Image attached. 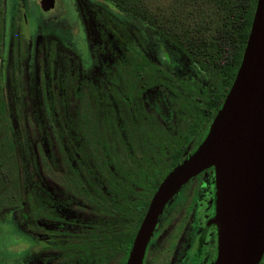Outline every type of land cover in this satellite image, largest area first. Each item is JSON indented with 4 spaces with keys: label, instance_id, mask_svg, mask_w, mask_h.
I'll use <instances>...</instances> for the list:
<instances>
[{
    "label": "flooded vegetation",
    "instance_id": "af4514ba",
    "mask_svg": "<svg viewBox=\"0 0 264 264\" xmlns=\"http://www.w3.org/2000/svg\"><path fill=\"white\" fill-rule=\"evenodd\" d=\"M66 2L1 0L0 154L11 167L0 186L16 196L0 203V225L22 238L13 264H96L100 238L119 227L102 264H124L152 193L202 140L233 77L227 86L228 66L136 17ZM217 242L210 164L163 203L140 264H212Z\"/></svg>",
    "mask_w": 264,
    "mask_h": 264
},
{
    "label": "water",
    "instance_id": "95a60500",
    "mask_svg": "<svg viewBox=\"0 0 264 264\" xmlns=\"http://www.w3.org/2000/svg\"><path fill=\"white\" fill-rule=\"evenodd\" d=\"M210 164L215 166L218 224L212 264H256L264 245V0H255L236 71L204 137L152 193L124 264H140L163 203Z\"/></svg>",
    "mask_w": 264,
    "mask_h": 264
},
{
    "label": "trees",
    "instance_id": "16d2710c",
    "mask_svg": "<svg viewBox=\"0 0 264 264\" xmlns=\"http://www.w3.org/2000/svg\"><path fill=\"white\" fill-rule=\"evenodd\" d=\"M96 1L115 9L112 15L138 18L150 28H158L160 37L173 41L196 59L206 55L207 61L215 66H228L230 74L227 86L240 60L255 4V0H167L165 4L158 5V11L154 12L149 10L150 5L144 0ZM5 154H0V169L9 171L11 165ZM11 193L16 196V186H0V203L8 199ZM117 228L100 238V246L96 247L95 253L96 264H102L111 257L114 240H118L120 234Z\"/></svg>",
    "mask_w": 264,
    "mask_h": 264
},
{
    "label": "rangeland",
    "instance_id": "374dc122",
    "mask_svg": "<svg viewBox=\"0 0 264 264\" xmlns=\"http://www.w3.org/2000/svg\"><path fill=\"white\" fill-rule=\"evenodd\" d=\"M45 4L47 0H42ZM73 0H64L66 2L65 5H69L70 7H74ZM147 2L149 6V10L158 11V5H163L167 2V0H144ZM71 3V5H70ZM72 7V8H73ZM1 224V222H0ZM22 238L15 233V230L11 228L9 225H0V264H13L12 256L16 254L19 250L17 248L11 249L10 246L15 244L17 241L20 242Z\"/></svg>",
    "mask_w": 264,
    "mask_h": 264
}]
</instances>
